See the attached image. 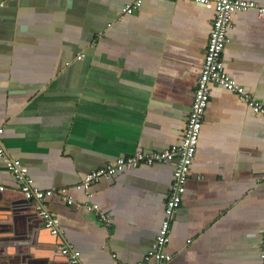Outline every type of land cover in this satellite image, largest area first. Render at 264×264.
Here are the masks:
<instances>
[{
	"label": "crops",
	"instance_id": "crops-1",
	"mask_svg": "<svg viewBox=\"0 0 264 264\" xmlns=\"http://www.w3.org/2000/svg\"><path fill=\"white\" fill-rule=\"evenodd\" d=\"M131 1L0 0V148L52 191L41 204L59 220L55 236L27 221L36 202L0 159V263L69 264L66 246L79 264H137L152 249L171 163L76 186L117 158L180 144L215 15L187 0L121 15ZM227 39L226 73L264 110V18L233 14ZM263 231L264 113L211 84L167 264H260Z\"/></svg>",
	"mask_w": 264,
	"mask_h": 264
},
{
	"label": "built area",
	"instance_id": "built-area-1",
	"mask_svg": "<svg viewBox=\"0 0 264 264\" xmlns=\"http://www.w3.org/2000/svg\"><path fill=\"white\" fill-rule=\"evenodd\" d=\"M145 0H133L125 3L121 8V15L130 16L137 9L141 8ZM199 4L206 9L214 11V20L209 35L205 58L201 66L200 74L196 80L193 90V101L187 117L182 139L179 145L171 146L162 151L143 152L137 151L132 155L120 157L110 162L106 166L94 170L84 176L77 190L85 193L100 180L109 179L118 173L126 170H133L142 166H153L158 163H171L173 165L172 183L164 206V219L154 240V245L137 264H167L170 256L164 251L169 240L171 220L180 208L183 195L186 189V182L190 174V167L196 154L197 144L200 136L204 113L209 101V85H219L238 96L244 101L255 114H262V105L250 97L238 85L228 73H226L221 54L225 44L228 42L227 30L229 28L231 16L238 12L255 10L257 15L264 18V7L248 0H187ZM110 26V25H107ZM84 55L79 54L76 60L82 59ZM2 129H0V135ZM0 159L5 162L7 172L15 179L19 185L23 197L29 201H35V209L40 217L44 229L55 236L58 232L59 220L49 213L41 204L43 200L52 196V191H41L33 185L32 179L28 176V169L20 160L5 158L4 151L0 148ZM5 187L0 184V192ZM72 199L68 197L66 203L72 204ZM87 210L93 213L99 221L108 223L107 218L100 213L97 204H90ZM61 255L69 264H79L80 253L75 249L62 247ZM260 264H264V231L259 247Z\"/></svg>",
	"mask_w": 264,
	"mask_h": 264
},
{
	"label": "water",
	"instance_id": "water-1",
	"mask_svg": "<svg viewBox=\"0 0 264 264\" xmlns=\"http://www.w3.org/2000/svg\"><path fill=\"white\" fill-rule=\"evenodd\" d=\"M27 202L30 204V202H29V200H27ZM30 208L28 207V208H25V210H26V214H24L25 216H26V219H27V221L29 222H33V223H35V224H37L38 225V227H39V225H40V223H38L39 222V220H40V217H38L37 216V213L35 212V210H34V212L31 214V215H28L27 214V211L29 210ZM30 211V210H29ZM42 222V221H41ZM32 223V224H33ZM34 225V224H33ZM42 225H43V223H42ZM36 227V226H35ZM44 228V227H43ZM47 231V230H46ZM35 241V239L33 238L32 239V242H34ZM57 248V247H56ZM58 249H59V247H58ZM55 252H52V254H54ZM59 253V255H61V253H60V251L58 252ZM31 257L32 256H29L28 258H30L31 259ZM38 260H36L35 262H32V264H35L36 262H37ZM0 264H3V263H0Z\"/></svg>",
	"mask_w": 264,
	"mask_h": 264
}]
</instances>
